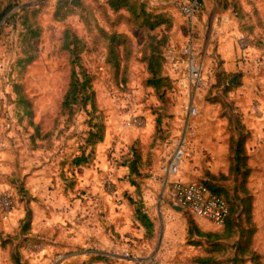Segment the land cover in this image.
Here are the masks:
<instances>
[{
    "label": "rangeland",
    "instance_id": "rangeland-1",
    "mask_svg": "<svg viewBox=\"0 0 264 264\" xmlns=\"http://www.w3.org/2000/svg\"><path fill=\"white\" fill-rule=\"evenodd\" d=\"M6 1L0 0V10ZM135 1L163 13L170 25L149 31L129 22L127 11L112 12L106 0H80L62 20L54 17L57 0H18L6 16L17 13L0 22V192L14 201L6 220L0 212V264H199L197 257L232 264L240 234L208 236L223 226L174 209L165 185L170 176L161 166L171 153L170 141L184 137L186 152L174 177L222 185L232 196L240 180L229 172L230 139L240 130L251 196V225L243 226L254 228L251 248L264 262V0H203L193 26L203 63L198 88L182 77L180 49L190 31L174 0ZM26 11H35L40 35L32 40L36 59L21 66L26 46L20 16ZM66 29L86 45L81 61L94 77L104 122L103 141L93 147V161L81 176L69 162L81 153L86 114L78 111L71 122L59 115L70 73L62 47ZM113 33L126 37L115 47V59L109 52ZM162 35L166 42L158 48L164 50L163 73L172 89L160 97L146 83L147 43ZM240 36L244 49L238 48ZM176 60L182 67L175 77ZM15 84L31 116L18 104ZM189 105L196 107L195 115L188 113ZM133 117L144 124H129ZM138 205L153 221L149 239L134 219ZM235 264L253 263L244 255Z\"/></svg>",
    "mask_w": 264,
    "mask_h": 264
},
{
    "label": "trees",
    "instance_id": "trees-1",
    "mask_svg": "<svg viewBox=\"0 0 264 264\" xmlns=\"http://www.w3.org/2000/svg\"><path fill=\"white\" fill-rule=\"evenodd\" d=\"M18 0H7L5 6L0 10V22L7 21L13 17L17 11H13L9 16H6L9 10L17 5ZM108 7L114 13L124 10L129 13L127 20L147 30H153L163 22L170 25L169 18L164 14H153L145 9L143 3L135 0H106ZM1 5V3H0ZM80 6V0H57L54 17L57 20H62L74 12V7ZM35 11L25 12L20 16L21 25V40L26 46L25 56L18 62L21 66H25L36 59V52L32 45V40L39 37L40 27L35 22ZM119 17H123L120 15ZM126 37L120 34L113 33L110 36L109 52L111 57L115 59V47L120 43H124ZM166 37L162 35L159 39L150 36L148 40V47L150 48L149 56H147V70L149 77L146 80L148 86L155 89L160 96H167V92L172 89V82L169 76L163 73V62L166 60L164 50L162 52L158 47L165 45ZM62 47L69 53L70 73L67 88L62 95L59 115L66 116V121L71 122L74 115L78 111H83L86 114L84 123L87 125L86 136L83 139V146L80 155L73 156L69 162L71 169L75 170L77 167L88 166L93 161L92 150L93 147L103 141L104 136V122L102 115L96 105L95 90L93 88V75L85 67L81 61V53L86 49L84 41L79 38L70 29L64 30ZM116 64V63H115ZM14 92L18 96V104L26 107L27 115L31 116L30 103L23 96L19 85H14ZM239 136L236 140L230 139V149L232 152L229 172L235 178L240 180L239 192L229 196L228 191L222 185H215L209 182L203 183L213 193L222 197L228 205V215L223 222V230L220 233H208V236L214 238H231L235 233H239V239L235 243L236 252L232 259V264L239 256L247 255L253 264H264L261 256L251 248V239L254 233V228L245 229L243 222L251 225V196L248 189L245 187V182L249 174V167L246 164V155L244 153L245 137L240 130ZM90 148L88 152L87 149ZM213 178L215 175L211 174ZM219 177L225 178V175L220 174ZM241 193V194H238ZM131 203L134 201L131 200ZM134 219L140 226L143 227L146 239L151 237L153 230V221L142 209L141 205L134 208ZM219 246V245H218ZM103 259V258H102ZM195 262L199 264H213L210 257H197Z\"/></svg>",
    "mask_w": 264,
    "mask_h": 264
},
{
    "label": "built area",
    "instance_id": "built-area-1",
    "mask_svg": "<svg viewBox=\"0 0 264 264\" xmlns=\"http://www.w3.org/2000/svg\"><path fill=\"white\" fill-rule=\"evenodd\" d=\"M173 5L185 18L190 31L180 49L179 60L183 64L182 77L189 85L198 88L203 83V63L195 48L193 26L195 15L203 10L204 2L203 0H174ZM237 44L239 49L247 47L246 39L243 36L237 38ZM179 60L176 61L178 62ZM257 109L258 106L255 105L254 110ZM187 111L191 115L197 113V109L193 105H189ZM129 124L142 126L144 119L142 117H133ZM170 144L172 146L171 153L166 163L161 166V169L167 177L170 176L165 181V185L168 188L171 201L193 215L221 226L228 215L226 201L201 182L182 181L174 177L179 173L181 162L186 152V140L184 137H179L176 140H171ZM106 183V188L110 189V181L106 180ZM13 210L14 201L11 194L7 191L0 192V212L2 217L7 219ZM154 263L156 264V262Z\"/></svg>",
    "mask_w": 264,
    "mask_h": 264
},
{
    "label": "crops",
    "instance_id": "crops-1",
    "mask_svg": "<svg viewBox=\"0 0 264 264\" xmlns=\"http://www.w3.org/2000/svg\"><path fill=\"white\" fill-rule=\"evenodd\" d=\"M227 64V63H226ZM181 64L179 63V61L178 62H174L173 63V65H172V75L174 76L175 75V77L178 75V73L181 71ZM178 85H180V84H178ZM86 172V168H84V167H77L76 168V173H77V175L79 176L80 174H83V173H85ZM81 176V175H80ZM178 179H180V180H182V181H186V180H184V179H181L180 177L178 178ZM3 218V217H2ZM3 220H6V219H3Z\"/></svg>",
    "mask_w": 264,
    "mask_h": 264
},
{
    "label": "water",
    "instance_id": "water-1",
    "mask_svg": "<svg viewBox=\"0 0 264 264\" xmlns=\"http://www.w3.org/2000/svg\"><path fill=\"white\" fill-rule=\"evenodd\" d=\"M234 81H235V78L233 77V78H231V80L228 81V83H233ZM170 205L176 210H181L182 209L180 206H177V205H175L172 202H170Z\"/></svg>",
    "mask_w": 264,
    "mask_h": 264
}]
</instances>
